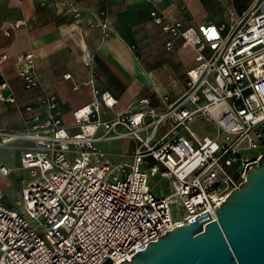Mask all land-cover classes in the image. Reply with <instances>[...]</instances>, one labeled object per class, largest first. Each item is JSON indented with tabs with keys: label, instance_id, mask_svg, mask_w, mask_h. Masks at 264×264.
<instances>
[{
	"label": "built area",
	"instance_id": "obj_1",
	"mask_svg": "<svg viewBox=\"0 0 264 264\" xmlns=\"http://www.w3.org/2000/svg\"><path fill=\"white\" fill-rule=\"evenodd\" d=\"M100 26L111 34L106 21ZM180 26L173 31L200 46L186 91L175 102L158 109L143 99L138 108L107 120L103 108L113 110L119 100L94 88L93 101L73 112L78 132L71 134L57 95L43 92L35 105L24 106L32 122L27 132H0L2 144L34 141L21 158L34 174L18 206L6 203L0 190V264H122L208 211L212 218L204 228L217 219L215 207L264 154H242L264 150V0L229 44L213 45L209 56L195 29ZM18 64L25 88H38L34 55H20ZM91 64L89 57L86 65ZM8 86L0 84V101L16 103L4 92ZM36 106L47 108L45 119ZM101 127L106 132L97 136ZM128 137L136 142L129 164L107 160L97 145ZM0 173L8 175L9 167L1 166ZM149 175L169 179L172 193L158 197L148 186ZM174 205L183 217L174 216Z\"/></svg>",
	"mask_w": 264,
	"mask_h": 264
},
{
	"label": "crops",
	"instance_id": "obj_2",
	"mask_svg": "<svg viewBox=\"0 0 264 264\" xmlns=\"http://www.w3.org/2000/svg\"><path fill=\"white\" fill-rule=\"evenodd\" d=\"M45 1L50 0H2L0 84L9 85L4 92L6 95L13 94L17 102L0 101V132H27L32 122L28 121L24 106L35 105L37 96L43 92L57 95L60 115L71 134L78 132L73 112L93 101L94 88L110 92L119 100L113 110L103 108L102 118L107 120L138 108V103L143 99H149L150 105L158 109L174 102L163 103L161 100L158 103L152 99L137 71L135 60L138 57L131 50L132 45L127 44L108 20L100 16L85 19L83 14L62 19L57 13L46 10ZM103 21L110 27L109 36L100 26ZM30 53L34 55L40 79V86L33 90L25 88L18 64L20 55ZM89 57H92V64L86 65ZM67 75H70L69 79L65 78ZM186 83L187 74L183 93ZM36 107V113L45 119L47 108ZM105 132L101 127L97 136ZM97 145L106 153V159L115 164L131 163L136 148V142L129 137L100 140ZM32 146L34 141L26 139L8 144L0 141V167L6 165L10 169L8 175L0 173V190L5 192L9 185L19 189L15 201L5 195L6 203L14 207H17L23 189L32 180V176L24 175L28 170L21 165L23 152ZM111 146L122 147L125 154L112 153Z\"/></svg>",
	"mask_w": 264,
	"mask_h": 264
},
{
	"label": "rangeland",
	"instance_id": "obj_3",
	"mask_svg": "<svg viewBox=\"0 0 264 264\" xmlns=\"http://www.w3.org/2000/svg\"><path fill=\"white\" fill-rule=\"evenodd\" d=\"M44 7L62 19L83 14L85 19L100 16L108 20L127 44L135 45L133 53L138 57L135 60L137 71L149 95L154 101L163 100L165 103L175 102L184 94L186 74L195 64L200 46L183 39L180 30L173 31L177 25L183 30L195 29L206 45L204 54L209 56L213 45H228L236 31L247 25L259 11L261 0H50L45 1ZM2 9L0 0V14ZM210 127L212 132L209 134L213 135L215 130ZM193 129L204 135L197 124ZM111 150L112 153L125 154L122 147L111 146ZM261 151L264 150L250 149L242 154L255 157ZM32 174L33 170H28L24 175ZM148 186L158 197L173 191L171 181L160 175H149ZM6 188L7 197L15 201L19 189L10 185ZM173 213L177 218L184 216L179 205H174Z\"/></svg>",
	"mask_w": 264,
	"mask_h": 264
},
{
	"label": "water",
	"instance_id": "obj_4",
	"mask_svg": "<svg viewBox=\"0 0 264 264\" xmlns=\"http://www.w3.org/2000/svg\"><path fill=\"white\" fill-rule=\"evenodd\" d=\"M122 264H264V154L223 204Z\"/></svg>",
	"mask_w": 264,
	"mask_h": 264
}]
</instances>
